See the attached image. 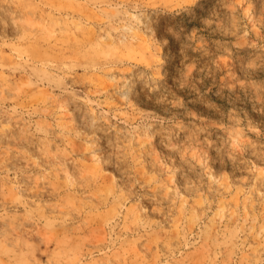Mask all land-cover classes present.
<instances>
[{
  "label": "rangeland",
  "instance_id": "1",
  "mask_svg": "<svg viewBox=\"0 0 264 264\" xmlns=\"http://www.w3.org/2000/svg\"><path fill=\"white\" fill-rule=\"evenodd\" d=\"M0 264H264V0H0Z\"/></svg>",
  "mask_w": 264,
  "mask_h": 264
}]
</instances>
